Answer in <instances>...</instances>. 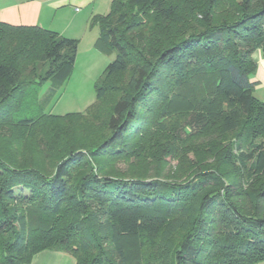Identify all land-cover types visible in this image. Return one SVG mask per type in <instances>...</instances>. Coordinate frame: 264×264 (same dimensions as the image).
<instances>
[{"label":"trees","instance_id":"obj_1","mask_svg":"<svg viewBox=\"0 0 264 264\" xmlns=\"http://www.w3.org/2000/svg\"><path fill=\"white\" fill-rule=\"evenodd\" d=\"M93 25L115 58L96 102L58 117L30 100L69 79L79 41L0 21V133L38 143L0 147V264L263 263L264 0H113Z\"/></svg>","mask_w":264,"mask_h":264},{"label":"rangeland","instance_id":"obj_2","mask_svg":"<svg viewBox=\"0 0 264 264\" xmlns=\"http://www.w3.org/2000/svg\"><path fill=\"white\" fill-rule=\"evenodd\" d=\"M57 2L60 3L61 0H0V11L9 10L25 14L30 9V5L35 4L41 8L43 15L40 27L57 32L59 35H70L71 39L75 38L79 41L76 64L69 79L62 87H55L51 82L45 83L33 92L35 93L34 99L30 100V107L34 108L33 112H37L39 108L32 102L39 104L38 101L46 100L43 106L44 113L65 117L70 114H83L96 102V84L115 55L96 47L100 30L98 25L91 26L94 16H105L110 12L109 1L93 0L95 4L88 7L74 2L70 5L67 3L60 5L56 4ZM197 90L199 94L193 97L197 101L193 103L195 105H199L198 101H205L208 97L207 93L211 91L205 84ZM0 134H2L0 135V147L12 152L13 156L23 157L29 152V147L30 154L37 155L36 140L30 139L27 142L24 139L12 143L11 138L6 134ZM171 165L175 168L176 162H172ZM119 167L125 170L128 166L120 164Z\"/></svg>","mask_w":264,"mask_h":264},{"label":"crops","instance_id":"obj_3","mask_svg":"<svg viewBox=\"0 0 264 264\" xmlns=\"http://www.w3.org/2000/svg\"><path fill=\"white\" fill-rule=\"evenodd\" d=\"M106 1H109L111 7L113 0H106ZM73 2L80 4L83 7H88L91 6L92 4H95L93 3V0H61L60 3L57 2L56 4L61 5L62 3V5H64L65 3H67L70 5ZM56 4L54 3V5ZM92 13H94V11ZM42 17L43 15L41 13V8L35 4H31L30 9L27 10L25 14L18 13L16 11H9V10L0 11V21L12 25L40 26L42 25L41 23ZM62 36L71 38L70 35L67 34H62ZM253 58L257 64V71L252 78V81L256 83L255 96L259 100L264 101V58L260 51H257L254 54ZM31 264H76V260L70 254L64 252L44 251L36 255L33 258Z\"/></svg>","mask_w":264,"mask_h":264}]
</instances>
